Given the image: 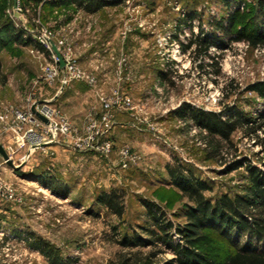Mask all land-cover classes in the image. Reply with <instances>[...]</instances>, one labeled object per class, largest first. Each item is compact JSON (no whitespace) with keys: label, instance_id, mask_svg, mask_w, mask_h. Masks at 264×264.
Instances as JSON below:
<instances>
[{"label":"rangeland","instance_id":"rangeland-1","mask_svg":"<svg viewBox=\"0 0 264 264\" xmlns=\"http://www.w3.org/2000/svg\"><path fill=\"white\" fill-rule=\"evenodd\" d=\"M258 1L134 0L130 7H112L94 17L80 16L73 10H39L23 20H13L7 13L13 0H0L2 51L14 45L4 25L9 23L15 34L20 33L22 42L28 41L23 35L25 29L39 30L32 20L40 17L58 39L68 42L80 68L93 80H74L87 84L99 105L91 107L85 117L91 111L95 117L100 116L101 98L125 103L117 104L120 106L114 111V123L105 131L104 137L113 144L108 156L86 152L88 160L80 161L79 166H57L56 175L69 186L67 197L52 193L36 178L14 177L11 170L0 174L17 190L14 201L0 199V264H52L39 248L32 247L31 243L40 241L54 248L67 264H119V255L138 250L144 256L157 250L154 264H169L177 256L173 246L182 243L176 226L186 223L188 206L193 205L172 183L168 165H180L185 174L191 173L209 186L204 196L212 204L224 196L247 195L253 186L251 170L264 177V98L250 90L251 86L264 83V46L252 48L234 40L236 34L230 36L227 28L230 16L237 12L248 13L255 25H260L264 15L252 12ZM71 16L78 20L80 30L82 25H91L85 38L75 37V27L72 31L60 27ZM103 26L110 28L107 34L117 36L108 47L117 50L108 66L120 62V67L117 64L118 68L106 75L84 68L78 59L84 52L79 44L94 43ZM261 31L264 32V25ZM129 37L138 42L139 54L151 70L126 69L132 63L131 44L126 42ZM167 37L171 41L164 46ZM198 37L209 38L213 43L208 53L198 52L199 47L192 44ZM183 45L186 47L181 49V57L177 47ZM26 47V43L17 44L18 49L0 58L2 69L23 64L31 73L24 78L2 75L6 80L11 77L15 90H2L0 104L22 109L18 100L26 99L32 92L41 99V90L51 91L41 80L46 58L35 51L36 47ZM193 111L212 113L224 121L240 112L242 123L254 125L239 126L228 143L201 127L194 120ZM121 112L126 113L119 116ZM75 126L82 130L85 121L82 128ZM115 127L112 139L107 137V131ZM238 162L241 167L229 170ZM42 188L48 191L43 192ZM103 193L120 196L126 208L122 217L98 205ZM144 202L173 223L170 243L160 240L155 246L125 249L119 244L124 233L130 238L136 234L148 239L138 226L154 227ZM253 203L241 214L250 223L258 216L261 205ZM223 229L235 248L264 253V239L250 230L228 223Z\"/></svg>","mask_w":264,"mask_h":264},{"label":"trees","instance_id":"trees-1","mask_svg":"<svg viewBox=\"0 0 264 264\" xmlns=\"http://www.w3.org/2000/svg\"><path fill=\"white\" fill-rule=\"evenodd\" d=\"M88 2L104 3L100 0H88ZM252 12L264 15V0H259L257 8ZM264 21L255 25L253 18L248 13L237 12L229 18L227 33L230 36L236 34L234 40L246 42L252 48L264 46V32L261 31ZM4 31L10 29V24L4 25ZM221 30L222 25L219 26ZM236 32V33H235ZM233 39V38H232ZM199 47L198 52L206 54L213 43L209 38H196L192 41ZM250 90L258 92L264 98V83L251 86ZM194 120L212 135H219L225 142H230L231 134L242 124L250 126L251 122L243 121L240 112L231 114L229 120H221L215 114L204 111H193ZM254 125V124H252ZM240 162L233 164L229 170L241 167ZM167 171L172 183L177 186L193 206H188L185 214L187 221L184 225L176 226L177 233L181 236L182 243L173 246L176 259L170 260L169 264H264V253L239 250L223 231L227 223L232 226H241L250 230L254 235L264 239V177L258 176L256 170H251V181L253 186L248 189L247 195L230 198L224 196L216 204H212L204 196V191L210 189L204 182L198 180L193 174H185L180 165L176 167L167 166ZM39 180V179H38ZM47 180V182H46ZM43 180L53 193L67 197L69 186L59 181H51L49 178ZM40 181V180H39ZM41 182V181H40ZM259 202L258 216L250 223L241 214L249 209L254 203ZM98 205L108 208L117 217L125 213V206L116 194L103 193L98 197ZM149 212L153 228L138 226L149 238L144 239L139 235L130 238L124 233L119 244L123 248H139L155 246L158 241L170 243V230L173 223L164 219V213H154L148 202L143 203ZM220 225V226H219ZM117 232V229H114ZM32 247L39 248L52 264H67L58 255L57 251L45 242L31 243ZM159 251L155 250L144 256L140 250L121 254L118 256L119 264H154ZM69 262V260H68Z\"/></svg>","mask_w":264,"mask_h":264},{"label":"built area","instance_id":"built-area-1","mask_svg":"<svg viewBox=\"0 0 264 264\" xmlns=\"http://www.w3.org/2000/svg\"><path fill=\"white\" fill-rule=\"evenodd\" d=\"M100 1L106 4L130 7L134 0ZM39 10H41V5L35 4V0H13V5L8 9L7 13L13 20H23L28 15L33 16L34 11ZM177 11H179L178 8ZM32 21L39 27V30L26 28L23 35L37 45L36 52L42 54L47 60L42 68L41 75V80L44 84L50 88H56V95H59L62 93L63 88L74 80H88L93 83L92 78H88L75 60L74 53L68 42L65 39H58L56 32L45 27L40 17L33 18ZM169 41H171V38L167 37L164 40V46H168ZM182 44L185 43L183 42ZM185 47L184 45L177 47L179 49L178 54L181 57L184 56L181 49ZM60 59L64 62L63 67L60 64ZM57 84H59V87H56ZM121 103H123L122 100L109 102L105 98H101L102 113L97 118L94 116V112L91 111L85 117V127L82 130L78 129L63 114L54 99L41 100L35 92L29 94L26 98V107L22 109L1 103L0 128L3 133L10 135L9 142L3 148L14 164V158L21 151H24L19 158L20 164H16L18 166L28 162L36 151L45 152L46 146L58 143H66L77 152H95L108 156L113 149V144L104 135L106 129L114 123V111L120 106L117 104ZM126 105L128 106V102H126ZM33 106L46 119V122L32 111ZM122 153V155L126 154L124 151ZM16 197L17 190L15 185L5 181L0 176V199L14 201ZM7 245L9 244L7 243Z\"/></svg>","mask_w":264,"mask_h":264},{"label":"crops","instance_id":"crops-1","mask_svg":"<svg viewBox=\"0 0 264 264\" xmlns=\"http://www.w3.org/2000/svg\"><path fill=\"white\" fill-rule=\"evenodd\" d=\"M35 4L41 5V11L54 13L55 10L63 11V10H73L75 13L79 14L80 16H87V17H94L97 14L108 11L112 7L120 6L116 4H106L100 5L98 2H88V0H49V1H43V0H35ZM61 23V22H60ZM85 26V27H84ZM62 29H67L68 31H72V28L75 27L77 30V33H75V37L78 38H85V31L89 33L91 29V25L85 24L82 25L81 30L78 23V20L71 18H67L63 20V23L60 26ZM7 31V30H6ZM110 31V28L103 26V29L100 31L99 35L96 38V41L94 43L83 42V44H79L80 48L82 46V49L84 50L82 56H79L78 59L80 60L81 65L86 69L91 70H99L97 71V74H112L113 69H117V64L120 67V62L114 63L113 66H108L110 64V59L113 58V54L117 50H113L112 48H108L110 46V43L114 42L117 39V36H113L111 34H107V32ZM15 31L13 29H8V37L10 35L11 40L14 41V45L11 48H8L5 51H2L0 48V58H3V55H10L14 50L18 49L15 48L17 44L24 45L25 43L30 48H35L37 45L33 43V41L28 40L22 42L21 35L15 34ZM87 33V34H88ZM91 33V32H90ZM86 34V35H87ZM0 42H2L0 38ZM127 43L129 42L130 45V57L132 59L131 67H126V69H138L140 67H143L146 69L145 71L151 70V66L148 62H143V58L140 56V52L138 49V42L135 41L132 37L128 38ZM143 43V42H142ZM26 47V48H29ZM23 51H25V49ZM81 49V50H82ZM120 49V47H119ZM76 50L79 49L76 48ZM36 51V49H35ZM121 58V57H120ZM118 58V59H120ZM142 58V59H141ZM2 75H9L13 77H21L24 78L25 76L31 75L30 70L23 64L15 65L14 67H8L6 70L2 67H0V93L4 89L8 90H15L12 87V79L9 80V77L6 80V77L4 78ZM2 77V80H1ZM4 78V79H3ZM44 88V87H42ZM51 91H45L47 89L41 90L40 96L41 99H54V102L57 104V106L61 109L62 112H64L69 119L78 127L82 128L84 126L85 121V115L88 112V110L91 107H97L98 108V102L95 99L94 93H92V90L88 87L87 84L80 81H72L68 86L65 87L64 91L60 95H56L55 88L51 89ZM18 91V90H17ZM21 95V94H20ZM16 103H19L18 106H23L22 108L26 107V99L24 100H18ZM126 112H121L119 116L124 114ZM118 115L116 116V120H118ZM115 127L112 130L107 131V137H112L115 135ZM0 137L3 138L2 142H0V145L6 146L7 143L10 140V135L5 134L1 131L0 128ZM112 139V138H111ZM24 153V151H21L19 155H17L14 158L15 165L20 164L19 158ZM87 154L89 153H81L73 150L68 144L66 143H58L51 146H46L45 152L42 151H36L32 156L30 157L29 161L23 164V168L20 170H14L11 166H9L7 163H5L4 158L0 155V174L1 173H7L8 170L13 171V176H20L27 178H36L39 179L41 182L43 180H46L49 178L51 181H59L61 183H64L63 179L56 175L57 166H79L80 161H86ZM82 156V157H81ZM16 165V166H18ZM52 166V168L48 167ZM47 167V168H46ZM46 168V169H45ZM56 169V170H55ZM24 172V174H22ZM55 172V173H54ZM59 173V172H58ZM24 179V178H23ZM24 179V181H26ZM47 182V180H46ZM53 193V191H52ZM55 194V193H54ZM58 195V194H56ZM60 196V195H58Z\"/></svg>","mask_w":264,"mask_h":264},{"label":"water","instance_id":"water-1","mask_svg":"<svg viewBox=\"0 0 264 264\" xmlns=\"http://www.w3.org/2000/svg\"><path fill=\"white\" fill-rule=\"evenodd\" d=\"M60 64L63 67L64 66V62L62 59H60ZM32 111L43 121L46 122V119L44 117H42L37 111L35 106H33ZM0 155L4 158L5 162L11 166L14 170H20L21 166H16L11 159L9 158L8 154L6 153L5 149L3 148V146L0 145Z\"/></svg>","mask_w":264,"mask_h":264},{"label":"bare ground","instance_id":"bare-ground-1","mask_svg":"<svg viewBox=\"0 0 264 264\" xmlns=\"http://www.w3.org/2000/svg\"><path fill=\"white\" fill-rule=\"evenodd\" d=\"M30 185H32V186H36V183H30ZM43 189V188H42ZM48 190L47 189H43V192H47Z\"/></svg>","mask_w":264,"mask_h":264}]
</instances>
